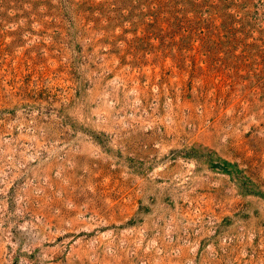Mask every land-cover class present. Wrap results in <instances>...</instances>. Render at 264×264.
<instances>
[{
    "label": "rangeland",
    "instance_id": "obj_1",
    "mask_svg": "<svg viewBox=\"0 0 264 264\" xmlns=\"http://www.w3.org/2000/svg\"><path fill=\"white\" fill-rule=\"evenodd\" d=\"M0 264H264V0H0Z\"/></svg>",
    "mask_w": 264,
    "mask_h": 264
}]
</instances>
